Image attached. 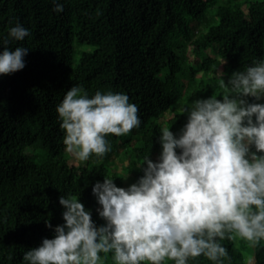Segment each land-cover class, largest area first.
Masks as SVG:
<instances>
[{"label": "trees", "instance_id": "16d2710c", "mask_svg": "<svg viewBox=\"0 0 264 264\" xmlns=\"http://www.w3.org/2000/svg\"><path fill=\"white\" fill-rule=\"evenodd\" d=\"M0 0V36L17 22L30 29L10 47L29 48L23 69L0 74V264H27L23 252L63 223L59 197L71 192L104 223L92 187L105 175L124 186L157 159L163 126L186 122L183 106L221 95V80L264 58V0ZM4 47L0 44V50ZM192 47L193 56L188 55ZM223 60L221 74L214 62ZM89 95L126 92L141 125L109 133L111 150L71 164L56 106L73 84ZM121 164L122 169L118 166ZM225 240V264H264V241ZM107 264H114L109 254ZM191 264H215L201 255Z\"/></svg>", "mask_w": 264, "mask_h": 264}, {"label": "clouds", "instance_id": "9594fccd", "mask_svg": "<svg viewBox=\"0 0 264 264\" xmlns=\"http://www.w3.org/2000/svg\"><path fill=\"white\" fill-rule=\"evenodd\" d=\"M57 12L64 5L54 0ZM30 29L12 25L0 36V74L23 69L28 47H10ZM222 94L183 106L186 122L163 126L157 159L145 155L143 174L127 186L105 175L92 187L104 223L71 192L59 197L63 223L23 252L27 264H191L201 255L215 264L229 257L223 241H264V58L221 80ZM66 150L77 160L111 150L109 133L141 125L139 106L126 92L89 95L73 84L56 106ZM126 177V176H125ZM245 264H256L249 255Z\"/></svg>", "mask_w": 264, "mask_h": 264}, {"label": "rangeland", "instance_id": "374dc122", "mask_svg": "<svg viewBox=\"0 0 264 264\" xmlns=\"http://www.w3.org/2000/svg\"><path fill=\"white\" fill-rule=\"evenodd\" d=\"M224 1H227V0H224ZM188 55L193 56V49H192V47L188 48ZM223 63H224V61H223V60H220V59H218V60H216V61L214 62V66H216V68H217V72H218L219 74H221V72H222V70H223ZM69 153H70V152H69ZM70 154H71V153H70ZM70 163H71V164H79V163H80V160H77V159L71 154ZM118 169H119V170L122 169L121 164H119ZM128 180H129V178H127V176H126V181L124 182V186H127L128 184H130V183H128ZM237 240H238V241H237L238 246L241 247V246H242L241 239L238 238ZM249 255H253V254L250 253V252L244 251V252H243V260L245 261V258H246L247 256H249ZM253 256H254V255H253Z\"/></svg>", "mask_w": 264, "mask_h": 264}]
</instances>
